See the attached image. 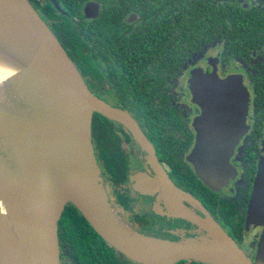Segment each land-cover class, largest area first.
I'll return each mask as SVG.
<instances>
[{
	"label": "flooded vegetation",
	"instance_id": "obj_1",
	"mask_svg": "<svg viewBox=\"0 0 264 264\" xmlns=\"http://www.w3.org/2000/svg\"><path fill=\"white\" fill-rule=\"evenodd\" d=\"M55 1L61 11L50 0H30L89 91L133 128L92 115L94 158L123 222L180 241L206 236L199 224L209 221L254 261L264 230V0H72L79 7L75 36L51 29L57 20L48 6L67 14ZM200 74L243 88L234 94L243 109L226 157L229 173L212 185L193 162L202 106L191 82ZM57 239L59 264H140L71 203Z\"/></svg>",
	"mask_w": 264,
	"mask_h": 264
},
{
	"label": "water",
	"instance_id": "obj_2",
	"mask_svg": "<svg viewBox=\"0 0 264 264\" xmlns=\"http://www.w3.org/2000/svg\"><path fill=\"white\" fill-rule=\"evenodd\" d=\"M42 40L37 61L23 68L17 89L7 86L8 104H0V141L16 148L0 147V198L12 211L18 232L0 214V264H59L57 224L71 203L111 246L140 264H264V230L257 257L250 260L216 224L200 223L206 236L167 241L141 234L123 222L110 205L94 158L91 143L93 113L116 120L128 128L125 116L94 96L55 35L27 0H20ZM61 11L55 0H50ZM90 6H86L88 15ZM235 80V79H234ZM219 81L212 75H196L191 87L202 106L197 122L199 140L193 162L209 185L223 180L229 169L226 157L241 126L242 96L236 81ZM19 88V89H18ZM34 96L48 112L47 129L20 119L12 109L19 97ZM237 97V103L234 101ZM10 105V107H9ZM8 108L15 115L4 114ZM240 129V128H239ZM258 187V186H257ZM99 197L126 229L153 244L158 252L135 250L112 231L102 217Z\"/></svg>",
	"mask_w": 264,
	"mask_h": 264
},
{
	"label": "bare ground",
	"instance_id": "obj_3",
	"mask_svg": "<svg viewBox=\"0 0 264 264\" xmlns=\"http://www.w3.org/2000/svg\"><path fill=\"white\" fill-rule=\"evenodd\" d=\"M41 48V36L22 2L20 0H0V52L5 53L11 62L0 66V81L10 86L13 94H15V89L12 87L17 89L15 84H18L16 74L37 61ZM16 65L20 66L19 71L15 70ZM28 67L26 68L28 69ZM34 96H13V98L19 97L20 99L18 105L12 104V109L20 119L24 117L33 124L47 129L50 125L49 114L36 101ZM3 109L4 106L2 107L4 114L15 115L9 108L7 110ZM0 147L3 149L16 148L17 151L20 148L16 144H3L1 141ZM99 200L102 217L112 231L130 242L135 250L158 252L159 249L153 244L146 242L126 229L103 197H99ZM0 214L9 223L11 232L13 234L18 232L12 211L2 198H0ZM204 222L208 223V221Z\"/></svg>",
	"mask_w": 264,
	"mask_h": 264
},
{
	"label": "trees",
	"instance_id": "obj_4",
	"mask_svg": "<svg viewBox=\"0 0 264 264\" xmlns=\"http://www.w3.org/2000/svg\"><path fill=\"white\" fill-rule=\"evenodd\" d=\"M27 1L33 7V9L36 11V13L39 15L38 9L34 5L31 4L30 0H27ZM32 1H36V0H32ZM60 1H61L63 9L67 13L66 16H59V15L55 14L53 9H51L47 5L48 6V12L50 13V17L57 20V23H55L51 29L58 31V29L60 28L65 33H68V34L74 33V36H75L76 35L75 34V24H74L75 22L72 19L76 18V14H77L79 7L76 6L72 2V0H60Z\"/></svg>",
	"mask_w": 264,
	"mask_h": 264
},
{
	"label": "clouds",
	"instance_id": "obj_5",
	"mask_svg": "<svg viewBox=\"0 0 264 264\" xmlns=\"http://www.w3.org/2000/svg\"><path fill=\"white\" fill-rule=\"evenodd\" d=\"M6 63H11V62L5 53L0 52V66L4 65ZM15 70L19 71L20 66L16 65ZM6 93H7V84L4 83L3 81H0V104H8ZM9 107H10V105H9Z\"/></svg>",
	"mask_w": 264,
	"mask_h": 264
},
{
	"label": "rangeland",
	"instance_id": "obj_6",
	"mask_svg": "<svg viewBox=\"0 0 264 264\" xmlns=\"http://www.w3.org/2000/svg\"><path fill=\"white\" fill-rule=\"evenodd\" d=\"M6 95H7V96H10V95L8 94V92L6 93Z\"/></svg>",
	"mask_w": 264,
	"mask_h": 264
}]
</instances>
